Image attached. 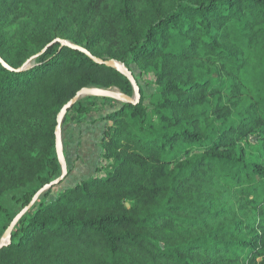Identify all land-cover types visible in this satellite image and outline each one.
<instances>
[{
    "label": "trees",
    "instance_id": "1",
    "mask_svg": "<svg viewBox=\"0 0 264 264\" xmlns=\"http://www.w3.org/2000/svg\"><path fill=\"white\" fill-rule=\"evenodd\" d=\"M37 20L40 37L2 25ZM58 39L125 65L140 100L88 96L68 111L62 136L72 120L112 122L111 171L43 193L0 264H264V0H0V241L62 175L63 107L84 88L134 96Z\"/></svg>",
    "mask_w": 264,
    "mask_h": 264
},
{
    "label": "rangeland",
    "instance_id": "2",
    "mask_svg": "<svg viewBox=\"0 0 264 264\" xmlns=\"http://www.w3.org/2000/svg\"><path fill=\"white\" fill-rule=\"evenodd\" d=\"M2 25H4V31L17 38H21L24 32H27L29 37H40L46 31L43 20L16 25L3 23ZM64 28L70 33L76 34L75 27L67 25ZM154 80L152 74L143 75L140 78L141 85L147 95L153 92ZM102 116L104 114L99 113L93 115L87 121L78 123L76 120H72L65 125L62 141L66 143L70 173L62 183L53 187L52 196H57L59 193L85 180L105 177L111 171L112 160L105 157L107 147L104 141L106 130L112 126V122L100 118ZM127 207H129V204Z\"/></svg>",
    "mask_w": 264,
    "mask_h": 264
},
{
    "label": "water",
    "instance_id": "3",
    "mask_svg": "<svg viewBox=\"0 0 264 264\" xmlns=\"http://www.w3.org/2000/svg\"><path fill=\"white\" fill-rule=\"evenodd\" d=\"M57 42L61 43L62 46H67V47H70L72 49H75V50H78V51L84 53L94 63H96L98 65H104V66L113 68V69L119 71L120 73H122L123 75H125L130 80V82L133 85L134 96L133 97H129L127 95H124V94L120 93L116 89L104 90V89H98V88H84L81 91H79L72 98V100L63 107V109L61 110V112L58 115L57 126H56V131H55V135H56V150H57L58 159H59L61 167H62V175H61V177L59 179H57L56 181L50 183L49 185H46L43 189H41L36 194V196L34 197L32 202L30 203V205L28 207H26L24 210H22L20 214H18V216L14 219V221L12 222V224L10 225L8 230L3 235L2 240L0 241V249L4 248V247H6V246H8L10 244L11 232H12L13 228L15 227V225L17 224L19 219L36 203L38 198L43 193H45V192L49 191L50 189H52L54 186H57L60 183H62L64 181V179L68 175V166H67L66 159H65V156H64L63 142H62V123H63L64 118L67 115L68 111L78 101H80L82 98H85V97H88V96L99 97V98H110V99H114V100L120 101L122 103H129V104H136L140 100V89H139V86H138V84L136 82V79L133 76L132 72L129 71L126 68L125 65H123V64H121L119 62H116L114 60L105 61V60L99 59V58L95 57L94 55H92L85 48L76 46V45H74V44H72V43H70L68 41L58 39V40L54 41L53 43H57ZM0 63H2L6 67V64L4 63V61L1 58H0Z\"/></svg>",
    "mask_w": 264,
    "mask_h": 264
}]
</instances>
